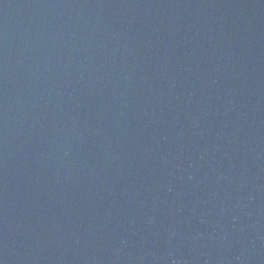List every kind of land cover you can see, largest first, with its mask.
Masks as SVG:
<instances>
[{
	"label": "water",
	"instance_id": "95a60500",
	"mask_svg": "<svg viewBox=\"0 0 264 264\" xmlns=\"http://www.w3.org/2000/svg\"><path fill=\"white\" fill-rule=\"evenodd\" d=\"M0 264H264V0H0Z\"/></svg>",
	"mask_w": 264,
	"mask_h": 264
}]
</instances>
